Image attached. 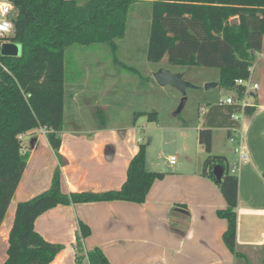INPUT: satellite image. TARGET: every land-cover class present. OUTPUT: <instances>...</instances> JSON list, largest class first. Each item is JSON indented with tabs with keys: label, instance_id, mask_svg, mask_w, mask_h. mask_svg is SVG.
Segmentation results:
<instances>
[{
	"label": "trees",
	"instance_id": "trees-1",
	"mask_svg": "<svg viewBox=\"0 0 264 264\" xmlns=\"http://www.w3.org/2000/svg\"><path fill=\"white\" fill-rule=\"evenodd\" d=\"M18 9L11 42L21 47L19 57L0 56V226L26 168L28 153L19 136L43 128L57 156L64 127L65 51L71 46L106 45L115 52L122 39L127 16L135 2L151 4V23L146 59L159 63L165 56L176 67L219 69L218 86L234 94L235 103L208 105L198 143L207 157L200 175L216 184L225 203L218 218L226 221L222 240L238 261L250 264L236 250L238 177L230 173L224 156L212 155V129L239 128L234 115H249L242 107L245 88L236 81H248L254 53L264 37V0H12ZM5 69V70H4ZM147 113H134L135 119ZM148 121L156 120L148 114ZM221 166L223 175L216 183L212 174ZM60 168L52 175L43 193L16 205L7 238L3 264H50L63 249L45 241L35 230V220L57 206L123 201L141 205L154 182L163 173L145 169V146L130 160L126 180L118 190L101 193H63ZM89 228L78 223L76 264H109L95 248L84 252L82 240ZM264 263V261H263Z\"/></svg>",
	"mask_w": 264,
	"mask_h": 264
},
{
	"label": "crops",
	"instance_id": "crops-1",
	"mask_svg": "<svg viewBox=\"0 0 264 264\" xmlns=\"http://www.w3.org/2000/svg\"><path fill=\"white\" fill-rule=\"evenodd\" d=\"M248 82L249 97L245 102L253 112L241 115L239 120L248 160L241 163L239 156L228 150L226 160L229 168L238 173L236 250L251 264L258 251L264 252V37L260 51L254 53ZM254 84L258 86L256 90ZM233 97L231 92L227 98ZM78 128L62 130L60 160L44 129L23 134L21 144L28 159L8 210L46 191L57 167L63 193L120 189L138 147L124 130ZM200 128L195 129L196 140L191 137L183 145L186 155L179 163L168 162L164 169L145 167L165 176L154 182L143 204L113 201L57 206L39 216L34 230L45 241L63 247L50 264H76L79 221L90 230L82 240L84 252L97 248L109 264H238L222 240L226 221L216 215L226 203L216 184L200 175L203 161L195 157V147L202 148L198 143ZM216 130H224L228 141L226 129L213 128L211 152ZM26 137H30L29 142ZM1 227L0 239L7 242L10 229L4 231L3 222ZM6 257L0 259V264Z\"/></svg>",
	"mask_w": 264,
	"mask_h": 264
},
{
	"label": "rangeland",
	"instance_id": "rangeland-1",
	"mask_svg": "<svg viewBox=\"0 0 264 264\" xmlns=\"http://www.w3.org/2000/svg\"><path fill=\"white\" fill-rule=\"evenodd\" d=\"M150 23L151 4L135 2L128 12L124 37L115 41V52L106 45H74L66 49L63 129L103 127L124 130L135 146H145V167L164 169L169 165L170 156L178 163L185 157L183 145L188 144L191 137L196 140L193 137L195 129L204 124L208 105L224 101L231 92L219 86L205 90V85L218 83V68L176 67L167 63L166 56L159 63L147 61ZM7 44L13 46V56L21 55L20 45L9 41L0 46V56H4ZM160 70L180 74L192 87L181 93L171 85L159 86L153 74ZM183 98L186 101L178 113ZM136 112L147 114L135 119ZM148 114H155L156 120L149 122ZM214 136L212 155L226 158L227 150L234 152L237 146L227 141L224 130H216ZM25 141L29 142L30 137ZM195 152V157L202 161L207 157L202 148L197 150L195 147ZM235 176L238 177V173ZM15 208L16 204L6 212L4 231L10 229ZM6 249L7 242L0 239V259L6 256ZM252 260L251 264H264V252L258 251ZM238 264L243 262L238 261Z\"/></svg>",
	"mask_w": 264,
	"mask_h": 264
},
{
	"label": "built area",
	"instance_id": "built-area-1",
	"mask_svg": "<svg viewBox=\"0 0 264 264\" xmlns=\"http://www.w3.org/2000/svg\"><path fill=\"white\" fill-rule=\"evenodd\" d=\"M17 16H18V9L13 4L12 0H0V46L3 43H7L11 41L10 38H12L14 35V21L16 20ZM248 81L246 82L241 80L236 81L237 85L243 86L245 88L243 99L239 103L242 107H245V105L247 104L245 102V99L246 97H249ZM252 87L254 90L258 88L256 84H254ZM220 102L221 104L224 105L225 104L230 105L235 103L233 98H227L224 101H220ZM241 115H243V113L234 115L233 119L239 122ZM229 132L230 135L228 136V142L231 144H235L237 146L234 149V152L239 156L240 162L241 163L246 162L248 160V155L244 150L243 137L241 132L239 131V128H231L229 129ZM18 138L21 141L23 135H20ZM168 162L170 165H174L176 163V158L173 156L169 157ZM230 173L235 174V169L234 168L230 169Z\"/></svg>",
	"mask_w": 264,
	"mask_h": 264
},
{
	"label": "water",
	"instance_id": "water-1",
	"mask_svg": "<svg viewBox=\"0 0 264 264\" xmlns=\"http://www.w3.org/2000/svg\"><path fill=\"white\" fill-rule=\"evenodd\" d=\"M14 55V49L13 46L10 44H7L4 47V56L7 57H15ZM154 81L159 86H166L171 85L177 88L181 93H184L186 89L191 88L192 86L189 83H186L182 80V77L180 74H172L165 70H160L153 74ZM217 84H207L205 85V90H209L212 87H216ZM186 99L183 98L180 102V105L178 107V113L182 110L184 107ZM212 174L215 178L216 183H219L221 181L222 175H223V169L221 166H215L212 170Z\"/></svg>",
	"mask_w": 264,
	"mask_h": 264
},
{
	"label": "bare ground",
	"instance_id": "bare-ground-1",
	"mask_svg": "<svg viewBox=\"0 0 264 264\" xmlns=\"http://www.w3.org/2000/svg\"><path fill=\"white\" fill-rule=\"evenodd\" d=\"M5 226V225H4Z\"/></svg>",
	"mask_w": 264,
	"mask_h": 264
}]
</instances>
